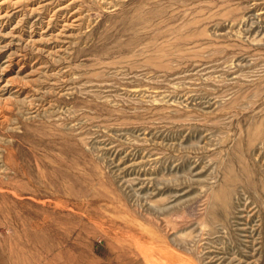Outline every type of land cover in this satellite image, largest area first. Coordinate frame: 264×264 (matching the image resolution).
Segmentation results:
<instances>
[{
    "label": "rangeland",
    "instance_id": "1",
    "mask_svg": "<svg viewBox=\"0 0 264 264\" xmlns=\"http://www.w3.org/2000/svg\"><path fill=\"white\" fill-rule=\"evenodd\" d=\"M262 9L0 0V264H264Z\"/></svg>",
    "mask_w": 264,
    "mask_h": 264
},
{
    "label": "bare ground",
    "instance_id": "2",
    "mask_svg": "<svg viewBox=\"0 0 264 264\" xmlns=\"http://www.w3.org/2000/svg\"><path fill=\"white\" fill-rule=\"evenodd\" d=\"M254 3H255V2H254ZM254 3H253V4H254ZM259 13L264 14V9H262Z\"/></svg>",
    "mask_w": 264,
    "mask_h": 264
}]
</instances>
